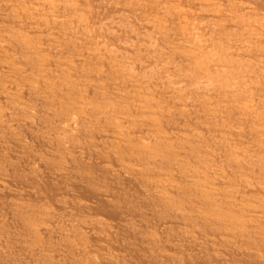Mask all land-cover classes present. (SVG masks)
I'll return each instance as SVG.
<instances>
[{
    "label": "bare ground",
    "instance_id": "1",
    "mask_svg": "<svg viewBox=\"0 0 264 264\" xmlns=\"http://www.w3.org/2000/svg\"><path fill=\"white\" fill-rule=\"evenodd\" d=\"M255 2L0 0V264L120 262L113 226L71 211L89 204L53 208L41 188L11 185L34 161L68 181L79 157L138 183L158 225L177 227L176 244L142 239L152 263L264 264V2ZM39 141L54 152L30 153ZM17 152L31 171L15 174ZM32 194L35 203L18 200Z\"/></svg>",
    "mask_w": 264,
    "mask_h": 264
},
{
    "label": "rangeland",
    "instance_id": "2",
    "mask_svg": "<svg viewBox=\"0 0 264 264\" xmlns=\"http://www.w3.org/2000/svg\"><path fill=\"white\" fill-rule=\"evenodd\" d=\"M259 1L256 0L255 3H258ZM262 2H264V1H261L259 3L261 4ZM262 4L264 6V3H262ZM263 6L259 5L260 8L263 7ZM198 120H199V122H202L201 121L202 118L201 119L198 118ZM194 121H196V119ZM205 135L207 136L208 134L205 133ZM26 137L27 138H25V140L27 139L26 141H28L26 143L28 145H30L29 140H28L30 137L29 136H26ZM30 140L34 141V139H32V137L30 138ZM35 141H37V140L35 139ZM8 142L11 143V142H13V140L12 141L8 140ZM31 143L34 144V145L31 144V146H28V149L33 148V151L30 152V153H35L36 152L35 155H37V152H39V155H43L41 151H44V149L46 151V149L49 150L51 148V147L48 148L49 146L47 148L42 146L43 143H41V141H39L37 143H35V142L34 143L31 142ZM10 145L12 146L13 144L11 143ZM14 146H16V145L14 144ZM54 148H55L54 146H52V148H51V150L53 149V152H54ZM31 150H29V151H31ZM51 150H49L48 152H50ZM45 151L43 153L47 152V151L46 152ZM48 152H47V154H49ZM28 153L29 152L27 151L26 154H28ZM18 154H20V153L17 152L16 153L17 156L14 154L15 155L14 157L16 159H17V157H19L22 161H25L24 160L25 153H23L24 155H22V156L18 155ZM7 155L8 156H6V158L8 159V157H9L8 160H10L11 164L13 162H15V158H13L9 154H7ZM52 155H47V158L49 156H52ZM53 157H55V156H52V158H50V157L49 158L52 159V160L53 159H55V160L58 159L56 157L55 158H53ZM79 158H80V160H78V158H77V160L75 158H73V160L68 165L69 167H68L67 171L70 174V178H68V181H67L66 179H64V180L63 179L62 180H60V179L57 180L56 179L55 180L53 178H49L47 173L44 172V171H48L47 170V165L45 167L44 163L38 162V161L36 162V161L33 160L34 161V164H33L34 166H32L31 165L32 163L31 164L27 163V162H31V161H29L30 159L28 160L25 157V159L28 160L27 162L25 161L23 163L22 161H19L18 162L19 164L18 165L16 164L17 167L14 165L15 163L13 164L14 167L17 168L16 171L20 170L22 164H24V167L27 166L26 168L22 167L23 168V170L21 169L22 171H26L27 169H30L29 168L30 165L32 167H34L33 169L35 170L36 169V165L39 164L40 168L38 166L37 169L40 170L39 171L40 174L37 173L38 174L37 175L35 173L36 177L38 176V178H36V177L32 178L29 173H31V172L34 173L33 172L34 170L31 171V169H30L29 171H31V172H27L29 175L27 173L25 174V172L24 173H20L21 170H20V172L17 171V172H15V174L16 173H18L20 175L21 174H25L24 176H26L27 178L24 179L23 175H21L23 178L21 176H19V178H18V175H16V177L14 175V177H15L14 180L15 181L12 178L13 181H12L11 185H12V187H14V189L16 187V189L19 192H20V190H21V192H23V191L26 192L27 190L28 191L29 190H33L34 188H35L34 190H36V192L38 194L41 191L40 195L43 196V197H46L45 200L42 199V201H44V202L46 201V203H47V201H50L49 202L50 204L55 202V204H54L55 207H53V208H56L58 206V203L60 201H62V200H64V202H65V200L67 202L69 200V203H73L72 201H76L79 204H80V202L89 204L91 206V210L90 209L89 210L93 211L94 213L93 212L90 213L89 210L87 212L85 210H83L85 212H82V208L79 205H78V207L81 208V209H79L78 207H75V209H74V205H72L73 209L71 211L72 212H73V210L79 211L78 213L80 215H78V217H81V219H83L84 216H87V217H85V219H88V217H90V216H91V218H93L91 214H95V212H96V213L99 214V215H96V216L98 218L102 219L104 221V223H106L107 225L113 226L112 227L113 235H114V238L116 236V238L118 240V243H116L117 246H114L110 250H112V252L114 250L113 253H115V254L118 253L119 258H120L118 260L120 262H117L115 264H150V263H152V260L151 261L148 260L151 257L152 252H151V250H149L150 248L146 249L147 247L144 246V243H142V241L145 238L147 239V236L149 234L155 232L156 234L157 233L159 234V238L161 236L165 238V239L161 238L162 239V243L167 245V244H169L168 241L170 242V240H171L170 238H172L171 236L169 237V233H171L172 230H174V232H176L175 229H173V228H177V227L175 225L171 224V228L172 227L173 228L171 229L170 227H166V228H169L168 229L169 231H168L166 228L163 230L161 228V226L158 225V220H159L158 216L160 214L156 215L155 211L152 210V208H151L152 205L146 203L143 200L144 198L146 199V196L143 198L142 197L143 195L139 194L140 193V189L138 187L139 186L138 183H137L138 184L137 185L134 182H130L128 180H120V179L118 181V179L115 180L116 178L113 179V177L111 175L105 174L104 172L101 171V169L99 170V166L101 167L103 165V164L99 163V160H100L99 157H93V158L89 159L88 161L86 160L89 164L87 162L83 161L84 160L83 157H79ZM20 159H18V160H20ZM11 160H13V162ZM50 161H48V162H50ZM58 161H56V162H58ZM56 162L54 161V164ZM16 163H17V161H16ZM25 163H27V164H25ZM40 163H42L44 166L42 164H40ZM51 163H53V162H51ZM98 164H100V165L97 167ZM41 165H42L43 168H41ZM44 168H46V169H44ZM41 169L44 170V171H42ZM46 175L48 177H46ZM20 178H21V180H20ZM51 179H53V180H51ZM38 180H39V182H41V184H39ZM36 181L38 183L37 185H40V187L39 186L37 187V185L34 184V183H36ZM13 182L17 183V186ZM43 182H44V184H43ZM66 185L69 186L68 188L66 187L67 189L65 188ZM63 187L65 188V190H69V192L65 191ZM38 188L39 189L41 188L40 191L37 190ZM61 190L64 193L63 192L61 193ZM98 190H100V191H108V193H109L108 200L110 199V201L107 202L105 200L106 198L99 196L98 195ZM38 194H37L38 197L36 196V198L37 199L39 198V200H40L41 196L39 197ZM58 194L61 197L63 196V199L61 198L58 202H56L54 200H56V198L59 199ZM61 194H63V195H61ZM1 196L2 195H0V201H3L4 199H2V197L4 198L5 196H2V197ZM23 196L20 197V198H24L25 197V196L24 197ZM29 197L31 199H28ZM29 197L28 196L25 197L26 199H20L18 197V200H21V202L26 200V201L22 202L24 204H25V202L26 203L27 202H29V203H33L34 202L35 203V201L33 200V197H35V194L34 195L32 194ZM36 198H35V200H36ZM27 200H29V201H27ZM30 200L33 201V202H31ZM39 200H36V203ZM76 202H74V203H76ZM128 206H133V208H131L130 211L129 210L125 211L124 209H127ZM132 209H135V210L132 211ZM80 210H81L82 213L80 212ZM75 212H73V213H75ZM140 212H142V214H143L142 216H138L137 213H140ZM85 213H86V215H85ZM88 213H89V216H88ZM131 213L132 214L134 213V214L132 215ZM163 214H164V212H163ZM161 216H163V215H161ZM126 220H130V221L132 220L134 222V224H133L134 228L131 227L132 228V232H128V231H131V229H130V230H128L125 233V230L130 228V227L126 228L127 225H128V224L125 223ZM123 225H124V227L126 225V227H125L126 229H124ZM128 226H130V225H128ZM130 233H133V234L130 235ZM155 233L153 235H155ZM142 234H144V237H143ZM166 234H168V235L166 236ZM172 235H173V232H172ZM138 236L142 237V238L139 237V239H141V240L138 239ZM150 236H152V235H150ZM167 237H169L170 240H168ZM172 241H173V238H172ZM172 243L176 244L177 241L176 242L173 241ZM94 244H96V243H94ZM167 251L170 252L171 250H167ZM96 252H97V254H96ZM98 252H99V254H101L100 251H95V252L92 253L93 254L92 256H98ZM171 252H175V251H171ZM182 253L185 255L187 252L186 253L182 252ZM206 253H208V252H206ZM200 254H199L198 258H201ZM99 256H101V255H99ZM186 256H183V257L188 258V255H186ZM122 257H124V259H122ZM204 257H206V254H205V256L203 255V258ZM185 258H183L182 260L185 261L186 260ZM147 260L150 261V263ZM201 260L199 259V261H201ZM241 261H242L243 264H247L245 261H243V260H241ZM155 263H157V262H154L152 264H155Z\"/></svg>",
    "mask_w": 264,
    "mask_h": 264
}]
</instances>
